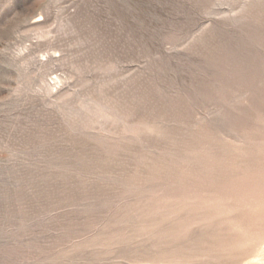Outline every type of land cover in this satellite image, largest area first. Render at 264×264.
I'll use <instances>...</instances> for the list:
<instances>
[{"label":"rangeland","instance_id":"obj_1","mask_svg":"<svg viewBox=\"0 0 264 264\" xmlns=\"http://www.w3.org/2000/svg\"><path fill=\"white\" fill-rule=\"evenodd\" d=\"M0 264H264V0H0Z\"/></svg>","mask_w":264,"mask_h":264}]
</instances>
